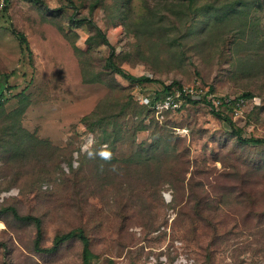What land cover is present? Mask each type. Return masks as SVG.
Listing matches in <instances>:
<instances>
[{"label": "rangeland", "instance_id": "rangeland-1", "mask_svg": "<svg viewBox=\"0 0 264 264\" xmlns=\"http://www.w3.org/2000/svg\"><path fill=\"white\" fill-rule=\"evenodd\" d=\"M158 1L129 0L131 13L126 9L119 17L118 0H6V12L0 13V264H84L78 235L55 253L38 252L34 222L3 211L11 205L21 215L43 220L42 247L52 246L58 233L84 228L98 264H264V144L234 147L230 125L204 101L183 100L164 117L149 114L134 140L116 144V157L126 162L160 128L174 136L165 146L169 167L160 184L165 203L159 193L153 198L134 193L131 199L144 210L124 218L127 212L107 188L123 162L84 163L83 157L106 139L107 121L110 129L116 121L117 129L139 126L146 113L140 96L153 99L174 80L207 92L213 86L215 97L251 91L241 112L232 111L233 120L245 135L264 137V0H231V18L210 29L209 20L228 7L207 13L210 0H195L190 9L182 7L185 12L169 28ZM83 18L92 24L81 23ZM10 23L27 36L31 54H22ZM112 48L115 61L129 74L159 82H131L108 68ZM125 95L132 96L138 116H117L118 107L111 109ZM16 110L21 116L13 131L5 115ZM104 111L113 117L100 121ZM85 120L99 124L89 129ZM42 141L64 152L50 151ZM109 145L102 143L108 155ZM183 176L184 183L175 181L182 200L178 197L174 207L169 181ZM191 184L205 202L222 194L225 207L216 212L217 204L207 202L205 219L179 214L181 201L192 195ZM74 185H79L78 196ZM215 214L218 230L211 227ZM213 233L219 235L215 243Z\"/></svg>", "mask_w": 264, "mask_h": 264}, {"label": "trees", "instance_id": "trees-1", "mask_svg": "<svg viewBox=\"0 0 264 264\" xmlns=\"http://www.w3.org/2000/svg\"><path fill=\"white\" fill-rule=\"evenodd\" d=\"M129 0H118V3L116 5V10H117V14L119 15V17L124 16V12L127 9L126 3ZM147 2V0H145ZM184 0H159V5L162 4L163 8L162 10L165 11V15H167V23L170 22L171 25H168V27H172V26H176V17H180V13H184L185 10L190 9L191 6H193V4L195 3V0H187L185 2H181ZM219 0H210L209 2H207L206 5V10H204V12H210L211 10H216V9H223L224 7H228V10H224V13L222 16H218L215 17L214 19H210L209 23L206 26V29H210V25H213L214 27L217 26L218 23L225 21L227 18L230 19V15L231 13H234V7L231 6L233 5V2L231 3V0L228 2L227 5H219L218 4ZM224 4H226V1H224ZM182 7L185 8V10L182 9ZM6 5L4 6V8H2L0 11V13L4 14L6 12ZM201 9V8H199ZM150 10L149 14H152L154 12V8H150L148 9ZM127 12L128 9H127ZM131 13V12H129ZM181 13V15H182ZM128 16V15H127ZM175 17V19H173ZM197 17V16H194ZM193 17V18H194ZM160 18H162V14L160 16ZM80 20H77V22ZM87 22L89 24H92V20L90 19H86L83 18L81 23ZM153 23V22H152ZM152 23H146V24H152ZM11 24V23H10ZM12 26V30L14 32V35L16 37L17 40H19V44L22 50V54H31V48L29 45V40H27V36L19 31L16 30L15 28H13ZM212 31H209V33ZM107 40V39H106ZM262 42L264 43V37L262 39ZM115 57V52L112 48V51L110 53V55L107 58V62H106V66L108 68H110L111 70L122 74L124 77H126L127 79L131 80V82H138V83H145V82H159L158 79L147 76V75H142V76H136L133 74H129L124 68H122L120 65L117 64V62L114 59ZM247 64L249 65V60L247 61ZM246 68V65H245ZM247 74L250 75L251 72L249 71L250 68H246ZM256 70H263L262 67H258V69ZM263 75V74H262ZM11 85V84H10ZM4 86L6 87V84L2 85V88H4ZM12 86V85H11ZM178 86V87H182V85L179 83V81L174 80V82L172 84L169 85H165L164 89L162 91H157V98L159 100V98H164L167 94H169L171 92V90L173 89V87ZM214 87H211V90L209 92H213ZM3 93V89L0 90V95ZM253 96V93L251 91H247L237 97H231L229 96L230 100L232 101L231 103L226 102L225 100L221 103V106L217 109L215 106H213V104L207 99V98H197L195 100V98H191L190 96H186V100L185 103L191 102V103H195L198 104L201 101H204L205 103L209 104L211 106V110L213 112V114L218 117L221 120L226 121L230 127H231V132H230V138H232L233 140H235V143L233 144L234 147H245V146H256V145H261L264 144V137H256V136H247L245 135L242 127L237 126L235 121L233 120V114H232V103L235 100V98H240V97H244V98H250ZM132 96L128 95V96H123L122 100L120 101V99H118L119 102H117V105H114V108L111 109H115V107L117 106L118 109L120 110V113H117V116H126L127 114H131L133 116H138L137 114L139 113L138 111H134V106H132ZM29 103V100H26ZM1 108V105H0ZM142 109H145L144 111H146L145 115H142V119L140 121V125H136L135 127H131L126 129L124 128H120L117 129L115 123L114 122V127H112V129H110V123L109 121H107L105 123V125L107 127L104 128L103 134H105L106 139L103 140V144L109 142L110 143V149H112V151H110V155H108V153L106 152L107 149H103L102 147V143H100L99 145H97L96 147L92 148V150L89 152L88 155L90 156H86L83 157L84 159V163L87 161H91L96 163V165H98L99 162L101 161H107L108 160H112L113 162H123V165H117L116 168L118 169V171H116L114 173V180L112 181V184L109 185L107 188H109L111 191V193L114 194L115 196V201L118 204V206L121 207L122 211L127 212L126 214H124V218H128V216L130 215V217H136L139 216L137 215L138 211H143L144 209H142V204L141 202H133L134 200L131 199V197L134 195V193H144L147 195V197L153 198V196L155 195V193H159V196L161 197V200L163 203L164 202V198L162 197L161 193H160V184H162V182H164V176L166 173V170H168L169 165H166V160L167 158L164 157L165 151H166V145L170 146V143L174 140V136L170 135L169 132L167 131H163V128H160V130H158L156 133H152V141L151 142H140L137 147H135L134 152L132 153L131 159L126 160H122L120 161L118 159V157H116L115 155V147L116 144L120 141V140H124V139H135L136 137V133L138 130L141 129H145L146 125H144V118L146 116H148L149 114H154L155 115V110L153 108H151L150 106L147 105H142L141 106ZM261 108V107H260ZM21 109H24V107H21ZM262 109V108H261ZM101 109L92 111L91 116L92 115H96V114H100ZM108 111V110H105ZM104 111V117L102 119H100V121H102L103 119H107L109 120V118L113 117L114 114H111V112H105ZM114 112V111H113ZM167 112L169 111H165L164 115L166 116ZM21 111L20 110H16L11 112L10 114L5 115V119H9V123L8 126L9 128H11L13 131L16 129V122L19 121V117L21 116ZM115 113V112H114ZM106 114H109V116H106ZM88 118V117H87ZM86 118V119H87ZM0 119L2 120L3 117L0 115ZM154 119V118H153ZM156 120V119H155ZM157 122V121H156ZM85 124L89 129H94L99 122H94V121H86L85 120ZM109 127V128H108ZM20 126L17 124V129H19ZM20 131V129L18 130ZM14 133L16 132H11L10 135L14 136ZM27 133V132H26ZM28 134V133H27ZM28 140V138H25ZM31 139V138H30ZM35 141L37 142V140L35 139ZM40 141V140H39ZM29 142V140H28ZM46 146L48 145L49 150L50 151H56L57 153L60 151L64 152L65 148H58L57 146H53L51 145V143L49 142H44L42 141ZM22 143V142H21ZM50 144V146H49ZM35 147L34 145H32V148ZM55 152V153H56ZM90 162V163H91ZM133 168V172H130V169ZM155 175V176H153ZM171 175L173 176V174L171 173ZM186 176V174H185ZM185 176H183V178L179 177V178H172V180L170 179V184L173 187V192H174V201L172 202V204L174 205V207H176L175 201L176 199L179 197L182 200V197L178 195V193L175 191L174 187H176L175 181L181 182L183 180V183L185 181ZM69 177V175H68ZM129 177H131V180L133 179H139L141 180L140 183H136L133 184V181H131L129 179ZM117 179V180H115ZM124 179V180H123ZM182 183V184H183ZM179 186H181L180 184H178ZM77 188L76 191V195L78 196L80 193V189H79V185H74ZM104 188V184L101 185ZM196 186H198V183L196 184ZM194 184H191L189 189L192 193V195L189 196V200L186 201V203H184L182 205V201H181V205L179 208V214H184V213H188L189 216L193 217V216H201L203 217V219H205V212H204V207L206 205V203L209 201L216 203L217 205H215L217 211H220L222 208L225 207V203L226 200H223L224 196L222 194H218L220 195V200L219 198L217 199L218 195L214 196L213 199H215V201H213V199L211 200H206L203 197L202 194H198V192L195 193L194 191ZM102 188V191H103ZM101 191V192H102ZM130 194L128 196L127 194ZM142 201V200H141ZM225 204V205H224ZM228 204V203H227ZM213 207V208H215ZM206 208V207H205ZM210 208V206H209ZM150 210V209H149ZM3 211H11L14 216L17 219L23 220V221H32L34 222L36 228H37V235H36V242H35V248L38 252L40 253H55L57 252L60 247L70 238H72L74 235H78L79 238L81 239V242L83 244V252H82V256H83V262L84 264H98L97 262H95L94 260H92L93 258H95V254L92 251L91 248V239L89 237V235L86 234L85 229L82 227L76 228V229H72L68 232L65 233H58L53 240V244L50 247H42L41 244V238L43 236V220L40 217H37L35 215L32 214H26V215H21L18 213L17 209L11 205L9 207H6L5 209H3ZM214 211V209H213ZM191 212H193L191 214ZM218 216L215 214L213 216V221L211 224V227L213 229H217L216 226V222L218 220ZM214 222V223H213ZM211 222H209L210 225ZM215 224V225H214ZM219 236L218 233H213L211 241L212 243H215L214 239Z\"/></svg>", "mask_w": 264, "mask_h": 264}, {"label": "built area", "instance_id": "built-area-1", "mask_svg": "<svg viewBox=\"0 0 264 264\" xmlns=\"http://www.w3.org/2000/svg\"><path fill=\"white\" fill-rule=\"evenodd\" d=\"M5 2L6 0H0V10L6 5ZM201 93H205V98H207L217 109L221 106V103L224 100L229 103L232 102L228 97H215V95H211L210 92L199 88L198 85H183L182 87L175 86L169 94H167L164 98H159V100L157 96H155L153 99H150L148 96H140V102L153 108L157 117H164L165 111H174L179 109L183 103V100H186V96H190L191 98L199 96L200 98ZM246 103L247 98H235L232 103V111L238 115Z\"/></svg>", "mask_w": 264, "mask_h": 264}]
</instances>
